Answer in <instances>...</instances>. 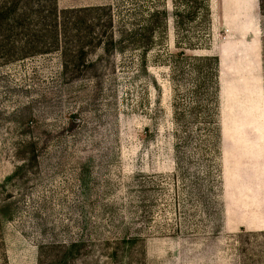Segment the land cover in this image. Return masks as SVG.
Instances as JSON below:
<instances>
[{
    "label": "rangeland",
    "instance_id": "rangeland-1",
    "mask_svg": "<svg viewBox=\"0 0 264 264\" xmlns=\"http://www.w3.org/2000/svg\"><path fill=\"white\" fill-rule=\"evenodd\" d=\"M57 1L110 4L119 44L98 78L67 80L58 53L0 62V264L78 240L69 264H120L127 237L125 264H264L260 0H202L194 20L182 0ZM157 9L150 47L130 45ZM190 56L218 57L216 90Z\"/></svg>",
    "mask_w": 264,
    "mask_h": 264
},
{
    "label": "trees",
    "instance_id": "trees-1",
    "mask_svg": "<svg viewBox=\"0 0 264 264\" xmlns=\"http://www.w3.org/2000/svg\"><path fill=\"white\" fill-rule=\"evenodd\" d=\"M182 1L189 9L184 14L187 19L194 20L204 7L202 0ZM260 3L264 11V0ZM167 15L166 10L158 9L150 13L145 26L129 32V44L147 50L160 21ZM114 29L115 16L110 4L60 8L57 0H0V62L9 64L58 53L62 58L63 76L67 80L89 75L98 78L102 57L111 55L119 44ZM98 52L102 54L97 55ZM94 55H97L96 58H93ZM182 56L189 58L185 53ZM189 60L197 62L196 69H201L203 65L213 68L210 81L213 90H216L218 57L190 56ZM25 160L33 162L36 156ZM136 241V237L121 240L120 264H125ZM83 245L82 240L63 245L57 258L43 264H69L81 255ZM112 256H119L118 248Z\"/></svg>",
    "mask_w": 264,
    "mask_h": 264
}]
</instances>
